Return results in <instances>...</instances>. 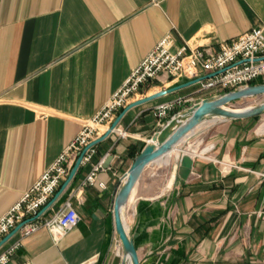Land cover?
<instances>
[{"label":"crops","instance_id":"0c3cea01","mask_svg":"<svg viewBox=\"0 0 264 264\" xmlns=\"http://www.w3.org/2000/svg\"><path fill=\"white\" fill-rule=\"evenodd\" d=\"M255 27L264 32V0H0V216L166 33L176 44L217 50ZM183 82L160 75L144 97ZM197 88L125 111L116 127L127 136L113 131L95 144L92 161L39 215L49 218L69 198L78 224L59 238L39 228L6 264H119L114 197L159 127L152 108L178 95L213 94ZM183 152L193 158L185 179L177 176ZM108 157L97 182L82 186L92 164ZM143 170L124 213L140 264H264V113L207 121ZM17 238L18 231L0 253Z\"/></svg>","mask_w":264,"mask_h":264},{"label":"built area","instance_id":"2783aa9c","mask_svg":"<svg viewBox=\"0 0 264 264\" xmlns=\"http://www.w3.org/2000/svg\"><path fill=\"white\" fill-rule=\"evenodd\" d=\"M215 73L212 76H205ZM164 75L168 79H199L197 91L206 90L219 94L228 90L246 87L257 83L264 76V32L263 27L252 28L246 33L219 43L217 50L207 46H191L189 43L176 44L169 33L147 53L138 66L133 68L122 85L108 98L92 117L82 122L80 131L64 147L55 160L47 166L42 175L24 191L19 200L0 216V240L18 223L30 219L47 204L76 161L78 154L97 138L101 128H108L118 110L124 108L130 99L144 97L143 89L154 78ZM166 89V88H163ZM193 96L178 95L173 99L161 101L152 108L160 124L163 119L177 108L193 103ZM114 130L119 136H127L121 128ZM95 146H90L82 156L80 164L92 161ZM103 161L94 162L82 186H91L97 182L98 171ZM103 186L102 182H98ZM264 218V212H259ZM80 216L69 198L49 218L37 217L26 222L18 230L19 238L8 244L0 253V264L20 248L22 238L46 228L55 238L64 236L68 230L78 224Z\"/></svg>","mask_w":264,"mask_h":264},{"label":"water","instance_id":"95a60500","mask_svg":"<svg viewBox=\"0 0 264 264\" xmlns=\"http://www.w3.org/2000/svg\"><path fill=\"white\" fill-rule=\"evenodd\" d=\"M215 73H208L205 76H212ZM202 79V78H199ZM199 79H189L183 83L176 84L173 87L161 89V91L146 95L141 99L135 100L126 105L118 114V116L111 122L104 134L92 140L76 157V161L68 172V176L62 181L59 190L48 200L33 217L25 219L18 223L11 229L6 236L0 240V246L5 243L11 236L17 232L22 225L30 220H34L41 213H43L53 203V201L60 195L65 186L72 180L76 174V170L82 161V156L85 151L92 145L97 144L107 135L113 132L118 124L120 118L125 114L124 112L132 108V106L146 103V101L160 97L163 94L175 92V90L189 87L195 84ZM264 94V82L249 84L246 87L220 92L219 94H212L198 99L189 106L178 110L172 116L162 120L158 125V129L148 138L143 148L135 155L133 162L126 170L120 187L115 194L112 214L114 215V229L121 244L123 256L119 264H140V258L136 251L135 243L131 229L125 221V209L128 203V198L135 187V183L144 171L143 169L151 162L160 161L163 157H168L169 153L182 142L183 139L190 136L194 129L207 121H215L220 119L234 120L240 118H249L251 116H259L264 113V99L256 104H248L247 106L231 108L229 105L236 100L246 99ZM179 159L177 176L187 178L191 172L193 158L186 152L181 153ZM110 157L103 163V168L109 166Z\"/></svg>","mask_w":264,"mask_h":264},{"label":"rangeland","instance_id":"374dc122","mask_svg":"<svg viewBox=\"0 0 264 264\" xmlns=\"http://www.w3.org/2000/svg\"><path fill=\"white\" fill-rule=\"evenodd\" d=\"M196 86H197V84H196ZM263 99H264V94L258 95V96H254V97H248L246 99L236 100L233 103H231L229 106L231 108L247 106L248 104L259 103V102L263 101ZM115 251L120 256V253H121L122 249H120V250L115 249Z\"/></svg>","mask_w":264,"mask_h":264},{"label":"bare ground","instance_id":"6f19581e","mask_svg":"<svg viewBox=\"0 0 264 264\" xmlns=\"http://www.w3.org/2000/svg\"><path fill=\"white\" fill-rule=\"evenodd\" d=\"M117 239H118V237H117ZM118 246H117V250H120L121 249V244H120V241H119V239H118ZM123 256V253H122V251H121V253H120V258ZM128 264H130L129 262H128Z\"/></svg>","mask_w":264,"mask_h":264},{"label":"trees","instance_id":"16d2710c","mask_svg":"<svg viewBox=\"0 0 264 264\" xmlns=\"http://www.w3.org/2000/svg\"><path fill=\"white\" fill-rule=\"evenodd\" d=\"M258 83V82H257ZM135 151L137 152L138 150H134V153H135Z\"/></svg>","mask_w":264,"mask_h":264}]
</instances>
